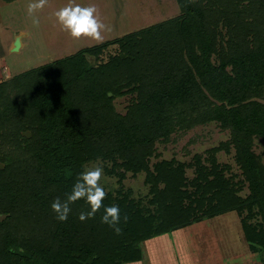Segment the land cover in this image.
<instances>
[{"label": "trees", "instance_id": "1", "mask_svg": "<svg viewBox=\"0 0 264 264\" xmlns=\"http://www.w3.org/2000/svg\"><path fill=\"white\" fill-rule=\"evenodd\" d=\"M177 3L171 18L0 81V264L138 262L146 240L230 211L264 264V0ZM210 122L229 137L189 161L158 158V142ZM92 161L116 179L104 205L119 206L120 235L103 208L79 219L86 200L64 222L52 210ZM128 173L144 174L143 196Z\"/></svg>", "mask_w": 264, "mask_h": 264}, {"label": "rangeland", "instance_id": "2", "mask_svg": "<svg viewBox=\"0 0 264 264\" xmlns=\"http://www.w3.org/2000/svg\"><path fill=\"white\" fill-rule=\"evenodd\" d=\"M32 2L34 0H0V81L71 55L84 47L101 43L91 38L75 39L63 30L55 13L70 2L82 7L92 5L97 8L99 18L108 26V30L103 33L102 42L171 18L180 12L177 0H48L42 9L29 14L28 5ZM17 35H20L19 47L17 51H11ZM114 50L113 46L108 51ZM108 51L101 54V59L106 58ZM89 59L94 61L93 57ZM126 99L127 97H117L114 100L119 111H123ZM228 137L229 130L221 129L215 122L189 130H177L168 142L156 144L158 158L175 157L189 161L194 153H202ZM254 151L264 163V144L259 138L254 140ZM217 158L231 164L233 171L239 173L232 152L227 154L220 151ZM155 159L153 157L151 161L154 162ZM96 163L103 165L101 161H92L85 166L91 167ZM187 175L192 176L191 169H187ZM143 179V173L134 176L128 173L124 185L132 189L134 196H143L147 192ZM101 184L105 189L112 190L117 183L114 177L104 174ZM246 192L245 189L241 193ZM155 238L142 244V259H147L150 254L154 257L152 262L155 264H175L173 259L176 257L179 264H190L187 260L189 254L197 256L193 264H242L252 258L241 230L240 218L234 211L166 233L164 239L171 242V245L167 243L168 248L164 240H154Z\"/></svg>", "mask_w": 264, "mask_h": 264}, {"label": "clouds", "instance_id": "3", "mask_svg": "<svg viewBox=\"0 0 264 264\" xmlns=\"http://www.w3.org/2000/svg\"><path fill=\"white\" fill-rule=\"evenodd\" d=\"M47 2L48 0H34L28 5L29 14L42 9ZM55 16L62 25L63 30L69 32L75 39L91 38L97 42H102L103 33L108 30V26L99 18L97 8L92 5L82 7L79 4L70 2L67 6L59 9ZM103 176L104 168L100 163H96L91 167L85 166L84 170L77 176L66 199L62 201L57 197L53 201L51 207L56 213L57 219L61 222L66 221L71 212L70 205L83 199L90 206V211L81 212L79 216L81 221L94 218L95 214L103 208L104 214L101 217V222L112 228L117 235L122 234L119 206L104 205L107 192L101 184ZM127 220L128 217L125 216V223Z\"/></svg>", "mask_w": 264, "mask_h": 264}, {"label": "crops", "instance_id": "4", "mask_svg": "<svg viewBox=\"0 0 264 264\" xmlns=\"http://www.w3.org/2000/svg\"><path fill=\"white\" fill-rule=\"evenodd\" d=\"M20 42V41H19ZM188 227V226H187ZM165 235V234H164ZM164 235H161L160 237L158 236V237H156L154 240H159V239H161V240H164V242L166 243V245H167V243L169 242V239H168V242L164 239ZM169 245H171V242H169ZM167 248H168V245H167ZM248 248H249V245H248ZM151 250H152V248H151ZM150 250V251H151ZM251 252V251H250ZM151 253H153V252H151ZM157 254V253H156ZM251 254H252V258H249V260L247 261V262H243L242 264H261V261H260V257H259V255L257 254V253H253V252H251ZM155 255V254H154ZM197 256H196V254L195 255H192V254H189V257H187V260L190 262V264H193V263H195L194 261L197 259L196 258ZM178 257H176V259H173V261L175 262V264H179L178 263V259H177ZM152 259H154V257L152 256H150V254L147 256V259H142L141 261H138V262H134V264L136 263V264H155V263H153L152 262ZM157 264H159V262L157 263ZM186 264V263H185Z\"/></svg>", "mask_w": 264, "mask_h": 264}, {"label": "water", "instance_id": "5", "mask_svg": "<svg viewBox=\"0 0 264 264\" xmlns=\"http://www.w3.org/2000/svg\"><path fill=\"white\" fill-rule=\"evenodd\" d=\"M19 39H20V35H17L11 45V51H17V47L19 46ZM23 134L27 137L30 136L29 131L23 132ZM0 168H3V165L0 163Z\"/></svg>", "mask_w": 264, "mask_h": 264}, {"label": "bare ground", "instance_id": "6", "mask_svg": "<svg viewBox=\"0 0 264 264\" xmlns=\"http://www.w3.org/2000/svg\"><path fill=\"white\" fill-rule=\"evenodd\" d=\"M18 47H19V46H18ZM18 47H17V48H18Z\"/></svg>", "mask_w": 264, "mask_h": 264}]
</instances>
